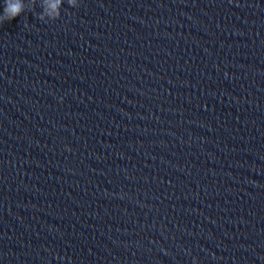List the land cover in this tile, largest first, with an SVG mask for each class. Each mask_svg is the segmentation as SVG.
I'll return each instance as SVG.
<instances>
[{
    "label": "clouds",
    "instance_id": "obj_1",
    "mask_svg": "<svg viewBox=\"0 0 264 264\" xmlns=\"http://www.w3.org/2000/svg\"><path fill=\"white\" fill-rule=\"evenodd\" d=\"M71 3V0H69ZM61 0H54L52 8H57ZM25 11L24 0H4L3 13L0 14V23L11 21Z\"/></svg>",
    "mask_w": 264,
    "mask_h": 264
}]
</instances>
